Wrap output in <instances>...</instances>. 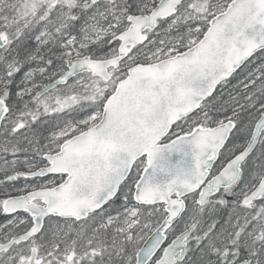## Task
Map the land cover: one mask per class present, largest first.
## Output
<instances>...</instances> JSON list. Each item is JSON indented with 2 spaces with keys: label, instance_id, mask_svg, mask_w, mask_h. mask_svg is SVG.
I'll return each instance as SVG.
<instances>
[{
  "label": "snow or ice",
  "instance_id": "snow-or-ice-1",
  "mask_svg": "<svg viewBox=\"0 0 264 264\" xmlns=\"http://www.w3.org/2000/svg\"><path fill=\"white\" fill-rule=\"evenodd\" d=\"M0 264H264V0H0Z\"/></svg>",
  "mask_w": 264,
  "mask_h": 264
}]
</instances>
